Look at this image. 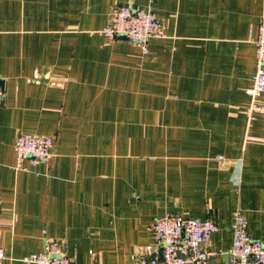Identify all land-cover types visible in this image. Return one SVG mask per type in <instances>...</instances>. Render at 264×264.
Wrapping results in <instances>:
<instances>
[{"label":"crops","instance_id":"crops-1","mask_svg":"<svg viewBox=\"0 0 264 264\" xmlns=\"http://www.w3.org/2000/svg\"><path fill=\"white\" fill-rule=\"evenodd\" d=\"M121 5L167 37L146 54L104 37ZM263 17L264 0H0V264L47 240L76 264L158 259L165 213L217 223L212 264L235 210L264 240V117L246 115ZM21 133L53 137V157L16 169Z\"/></svg>","mask_w":264,"mask_h":264},{"label":"built area","instance_id":"built-area-1","mask_svg":"<svg viewBox=\"0 0 264 264\" xmlns=\"http://www.w3.org/2000/svg\"><path fill=\"white\" fill-rule=\"evenodd\" d=\"M107 39L126 38L135 43L142 53L148 52V41L165 38V25L159 16L148 8L121 5L115 8L112 19L99 31ZM255 43V72L252 84L246 89L251 97L246 115L249 120L256 115L264 117V105L257 97L264 92V17L260 21ZM54 138L32 133L18 134L13 143L16 169L26 170L24 162L36 165L53 157ZM153 240L162 248L163 259L144 257L134 253L128 264H212L218 253L206 249L211 236L217 230V223L211 219L181 217L172 213L155 218L151 223ZM5 252L0 247V259ZM33 264H76L75 258L64 252L58 241L47 240L41 251L29 253L21 259ZM226 264H264V240L250 237L247 220L235 210L231 221V247Z\"/></svg>","mask_w":264,"mask_h":264},{"label":"water","instance_id":"water-1","mask_svg":"<svg viewBox=\"0 0 264 264\" xmlns=\"http://www.w3.org/2000/svg\"><path fill=\"white\" fill-rule=\"evenodd\" d=\"M124 38V37H123ZM162 248L163 247H160V252H159V257H158V260L161 261L163 259V256H162Z\"/></svg>","mask_w":264,"mask_h":264}]
</instances>
